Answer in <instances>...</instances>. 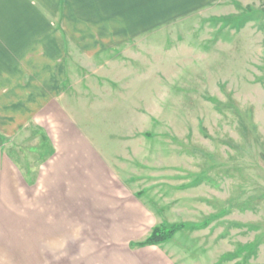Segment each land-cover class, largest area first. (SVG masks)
<instances>
[{
  "label": "rangeland",
  "instance_id": "374dc122",
  "mask_svg": "<svg viewBox=\"0 0 264 264\" xmlns=\"http://www.w3.org/2000/svg\"><path fill=\"white\" fill-rule=\"evenodd\" d=\"M119 1L102 18L79 0L77 117L114 134L96 139L120 147L139 193L153 189L156 225L186 224L171 239L188 264H264V0H159L157 23L138 25L119 24ZM3 145L31 176L52 148L35 122Z\"/></svg>",
  "mask_w": 264,
  "mask_h": 264
},
{
  "label": "crops",
  "instance_id": "0c3cea01",
  "mask_svg": "<svg viewBox=\"0 0 264 264\" xmlns=\"http://www.w3.org/2000/svg\"><path fill=\"white\" fill-rule=\"evenodd\" d=\"M82 1L83 8L95 7L94 0ZM96 1L107 8L109 0ZM163 1L174 8L182 0ZM157 3L120 0L119 11L129 15L121 13L119 24L157 23ZM78 7L79 0H0V264H188L186 246L173 239L132 247L159 223L154 193H139L138 183L121 175L120 147L96 139L114 134L77 117L88 109L87 96H71L78 66L68 56L72 45L77 50L71 26ZM61 11L66 34L56 27ZM32 122L52 148L38 150L31 176L4 149L3 136L13 140Z\"/></svg>",
  "mask_w": 264,
  "mask_h": 264
},
{
  "label": "trees",
  "instance_id": "16d2710c",
  "mask_svg": "<svg viewBox=\"0 0 264 264\" xmlns=\"http://www.w3.org/2000/svg\"><path fill=\"white\" fill-rule=\"evenodd\" d=\"M186 224H160L153 227L151 234L138 243H133L132 247H143L146 245H158L170 240L177 230L185 227Z\"/></svg>",
  "mask_w": 264,
  "mask_h": 264
}]
</instances>
